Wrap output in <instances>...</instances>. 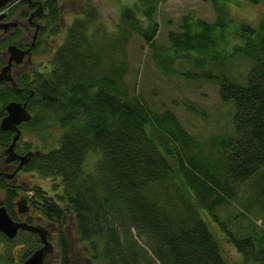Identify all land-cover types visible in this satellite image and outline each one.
<instances>
[{
	"label": "trees",
	"instance_id": "1",
	"mask_svg": "<svg viewBox=\"0 0 264 264\" xmlns=\"http://www.w3.org/2000/svg\"><path fill=\"white\" fill-rule=\"evenodd\" d=\"M161 1L133 0L122 6L113 29L86 3L81 16L66 27L48 73L24 70L16 85H0L1 105L23 102L30 113L23 128L58 137L52 148L36 150L27 165L60 181L61 189L53 195L34 188V211L56 229L57 247L45 264L53 255L57 264H74L68 229L86 243L88 264H227L206 217L227 235L216 211L235 199L238 185L250 180L256 193L247 207H259L255 211L264 220V12L254 25L233 16L231 4L240 1L209 0L213 20L183 16L163 46L155 42L154 20ZM32 2H41L44 10L38 36H56L61 30L57 0ZM21 35L16 29L0 39V68L6 63V47ZM133 35L151 50L163 75L214 82L221 100L233 102L234 131L219 139V148L195 141L171 111L149 109L127 83ZM40 44L37 37L31 51ZM234 59L250 63L238 76L242 81L246 74L244 83L227 73L226 63ZM10 142L8 132L0 130V150ZM91 151L98 159L85 172L83 162ZM228 237L244 263L264 264V228ZM16 239L25 246L19 261L41 246L38 236L27 230H19L13 239L0 233L1 241ZM8 253L5 264H15Z\"/></svg>",
	"mask_w": 264,
	"mask_h": 264
},
{
	"label": "rangeland",
	"instance_id": "2",
	"mask_svg": "<svg viewBox=\"0 0 264 264\" xmlns=\"http://www.w3.org/2000/svg\"><path fill=\"white\" fill-rule=\"evenodd\" d=\"M237 5L231 4V11L235 19H242L254 25L258 24L261 15L264 12V0L252 4L243 2L241 0ZM42 2V1H41ZM39 3L42 5V3ZM133 0H57L56 5L59 9V17L61 30L56 36L46 34L38 38L41 44L37 45L34 52L28 61L24 58V70L30 71L33 68L40 72L48 73L51 68V55L55 52L58 45L62 43L66 27L77 16H81L83 6L86 3L91 4L100 13L102 22L108 29H113L120 9L124 5H131ZM235 3L237 1H234ZM2 9V8H1ZM0 9V14L4 10ZM24 9V8H23ZM18 9L15 15L7 21H17L18 27L25 43L28 44L34 33V27L25 29L28 25L26 18H22V14ZM192 13L196 17L212 21L214 13L211 8L209 0H162L159 3L154 20L157 22L158 29L156 33V44L167 46V33L170 30H177L180 25V19ZM38 23V22H37ZM128 72L126 74V81L131 87H135V92L140 94L146 105L152 111L162 113L165 110L171 111L183 128L192 135L196 140H199L204 146H218L220 141L226 139L233 134V102H223L218 93V86L210 81H188L182 75H163L157 68L151 57V50L147 47L144 41L138 36L133 35L128 43ZM235 60V59H234ZM238 64V65H237ZM250 63L245 60L227 61L226 68L229 70V76L236 78L239 82H246V74L243 75L242 81L238 76H242L245 70L248 69ZM221 71V70H220ZM233 74V75H232ZM15 78L16 76H13ZM12 101V100H11ZM6 113L4 107V114ZM21 134L17 141L19 144L18 154L24 155L29 150L45 151L57 144V135L43 136L33 128H20ZM218 138V139H217ZM221 139V140H219ZM30 142V148L24 144ZM17 147V146H16ZM205 147V148H206ZM16 149V148H15ZM2 150V151H1ZM0 150V168L4 164V149ZM19 155V156H20ZM98 159V153L88 152L83 162L85 172H90ZM18 161V160H16ZM20 161V160H19ZM14 166L10 167L7 172H11ZM19 175L12 181V183L30 184L34 181L40 185L48 194H54L60 191V181L50 177H44L35 169L28 171L27 166L20 168ZM32 175V176H31ZM254 183L246 181L238 185L235 199L226 201L219 206L216 211L217 218L222 221L228 229V234L221 230L219 223L213 222L206 217L209 226L218 243L221 246L227 264H247L243 262L241 253L233 246L229 240L228 235L232 234L235 238L240 235H245L251 227H255L257 231L264 228L263 213L255 211L259 207L253 205L247 207L251 200L254 201L256 190ZM27 195L30 192H26ZM2 194H0L1 196ZM31 215L39 216L37 212L31 211ZM205 216V215H204ZM39 222L38 220L36 223ZM49 231L50 244L56 250V229L54 226L49 227V223L41 221L39 224ZM69 241H71L74 264H88L86 263L85 249L86 243L78 242V238L73 229H68ZM6 236V235H5ZM20 241L12 240L4 242L0 240V264H5V257L9 253L13 255L14 261L19 262L18 256L25 251V246H21ZM58 241V238H57ZM8 250V252H7ZM49 254L51 255L53 251ZM47 261V258H46ZM45 264V261H44ZM48 264H57L55 255L49 257Z\"/></svg>",
	"mask_w": 264,
	"mask_h": 264
},
{
	"label": "flooded vegetation",
	"instance_id": "3",
	"mask_svg": "<svg viewBox=\"0 0 264 264\" xmlns=\"http://www.w3.org/2000/svg\"><path fill=\"white\" fill-rule=\"evenodd\" d=\"M22 3H24V4H22ZM18 4H22V5H18ZM35 5H37V7ZM15 6H17V7H15ZM1 8L4 10V13L0 14V39H2L5 35L10 34L13 30H16V28L18 27L17 21H7V20L11 19L15 15V14L14 15H10V13L12 11L16 12L18 9H20L21 11L19 13H21V14L24 13L25 14L24 18H26L27 24H28L25 27V29L26 28L30 29L31 27H34V32H35L36 24H39V29H40V26L43 23V21L41 19L42 15L44 13L43 6L41 4H34V2H32V0H18L16 2H11V3L7 4V5H5L4 7H0V9ZM39 29L37 31V35H38V32H39ZM33 35H34V33H33ZM34 44L35 43L33 42V36L31 38L30 43L26 44L24 37H22V35H21L17 39L16 44H9V45H15V46L19 47L21 50L30 49V57H31V55H32L31 49L34 47ZM3 57L6 60V63L4 65H6L7 64V60H8V55H5V51L3 53ZM24 58H27V56L24 57ZM24 58H23L22 62H20L18 64H15V63H11L10 64V69H9L10 80L8 82H1L0 85L4 84L3 86H5V87L6 86H11V85L12 86L16 85V82L18 81L20 73L23 72L24 69H25L24 68ZM12 75L16 76V77L13 78ZM17 92H19V91H15L16 94H18ZM12 101L19 102V101H15V100H12ZM9 102H11V101H9ZM9 102H7V103H9ZM21 103H23V102H21ZM5 105L4 104L3 105L0 104V109L3 108V110H4ZM4 116H6V113L3 115V117ZM3 117L0 118V121H1V119ZM28 121H26V122H28ZM26 122H23V123H26ZM21 127H23L22 123L18 126L19 130H20ZM3 132H8V134L11 137V140H12V137L14 136V134H15L14 131H10V130H3ZM16 146L18 147L17 150L15 149L16 154L20 155V154H18L19 144L17 145V143H16ZM16 146H15V148H17ZM28 152H32L34 154L31 157H29V159L26 162H24L20 167H19V163H20L19 159H17L18 161L11 160V161L6 162L5 161V156H4V159H3L4 160V164H2L1 168H0V181H1L0 194H2L0 196V207H4L5 208V211L7 212V214L10 216V218L14 222L26 223L27 225H39L41 223V221H42L41 216H33V215L30 214V212L34 211L33 204L35 202H37V198H36V195L34 193V188L37 187V186H40V185L36 184L34 181H30L31 186H30V184L28 185V183L27 184L12 183V181L19 175V173H18L19 169L21 167L24 168L25 166H27L28 163L32 160V158L37 156L38 153H39L36 150H29ZM12 166H14V169L11 172H7L10 169V167H12ZM16 168H18V169H16ZM27 169H28V171L30 170V168L28 166H27ZM27 191L30 192L29 195L26 194ZM8 193H10L12 195L9 197ZM34 212H36V211H34ZM37 220L39 222L36 223ZM39 226H41V225H39ZM51 226L52 225L49 224V227H51ZM19 230H27V229H18L17 232H16V235L18 234ZM45 231H46V229H45ZM0 233L2 235H4L2 232H0ZM48 233H49V231H46V238H47V234ZM7 239H9V238H7ZM47 241L49 242L48 238H47ZM41 245H42V243H41ZM47 256H46V258H47ZM46 258H45V260H46ZM19 262H22V261H19Z\"/></svg>",
	"mask_w": 264,
	"mask_h": 264
},
{
	"label": "water",
	"instance_id": "4",
	"mask_svg": "<svg viewBox=\"0 0 264 264\" xmlns=\"http://www.w3.org/2000/svg\"><path fill=\"white\" fill-rule=\"evenodd\" d=\"M11 1L15 0H0V7L5 6ZM38 28L39 25H36L33 35V42L36 39ZM5 55H8V60L7 64L0 69V83L8 82L10 80L9 69L11 63L18 64L22 62L23 58L26 56L28 60L30 59V49L21 50L15 45H9L6 48ZM25 108V104L21 102L11 101L7 103L5 105L6 116H4L0 121V130H10L15 132L14 136L12 137L11 143L4 150V153L6 155L5 161L8 162L11 160L19 159V167L34 154L32 152H27L24 155L19 156L14 151L16 142L20 137V130L18 126L30 119V115ZM18 229H27L28 231L37 234L42 245L41 247L34 250L30 254V256L27 257L23 262L16 264H44L46 256L53 250L52 245L47 241L45 229L39 225H27L26 223L14 222L5 211V208L0 207V232H2L8 238H13Z\"/></svg>",
	"mask_w": 264,
	"mask_h": 264
},
{
	"label": "bare ground",
	"instance_id": "5",
	"mask_svg": "<svg viewBox=\"0 0 264 264\" xmlns=\"http://www.w3.org/2000/svg\"><path fill=\"white\" fill-rule=\"evenodd\" d=\"M32 252H33V251H32ZM32 252H31V253H32ZM29 256H30V255H29ZM29 256H28V257H29Z\"/></svg>",
	"mask_w": 264,
	"mask_h": 264
}]
</instances>
